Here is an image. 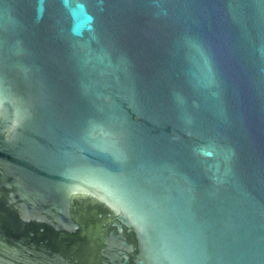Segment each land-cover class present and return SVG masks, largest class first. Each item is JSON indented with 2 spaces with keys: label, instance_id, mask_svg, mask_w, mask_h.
Segmentation results:
<instances>
[{
  "label": "water",
  "instance_id": "water-1",
  "mask_svg": "<svg viewBox=\"0 0 264 264\" xmlns=\"http://www.w3.org/2000/svg\"><path fill=\"white\" fill-rule=\"evenodd\" d=\"M0 264H40L25 252L0 237Z\"/></svg>",
  "mask_w": 264,
  "mask_h": 264
}]
</instances>
